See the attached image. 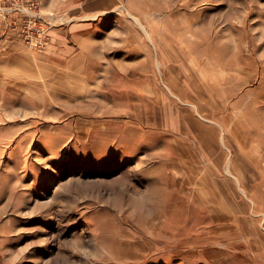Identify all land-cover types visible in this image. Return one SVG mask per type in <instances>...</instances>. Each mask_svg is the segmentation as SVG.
I'll return each mask as SVG.
<instances>
[{"label": "rangeland", "instance_id": "obj_1", "mask_svg": "<svg viewBox=\"0 0 264 264\" xmlns=\"http://www.w3.org/2000/svg\"><path fill=\"white\" fill-rule=\"evenodd\" d=\"M263 179L264 0H0V264H264Z\"/></svg>", "mask_w": 264, "mask_h": 264}, {"label": "bare ground", "instance_id": "obj_2", "mask_svg": "<svg viewBox=\"0 0 264 264\" xmlns=\"http://www.w3.org/2000/svg\"><path fill=\"white\" fill-rule=\"evenodd\" d=\"M175 1V0H174ZM177 3V2H176ZM185 3V2H184ZM169 4V3H168ZM187 4V3H186ZM171 6V5H170ZM179 6V5H178ZM186 6V5H185ZM188 6V5H187ZM169 7V6H168ZM182 7H183V5H182ZM189 8V7H188ZM146 9V8H145ZM186 10V9H185ZM129 11V14H131L130 12V10H128ZM156 11H158V10H156ZM181 11V10H180ZM149 12V11H148ZM135 13V12H134ZM152 13V12H151ZM154 13V12H153ZM176 13V12H175ZM136 14V13H135ZM156 14H158V13H156ZM176 14H178V13H176ZM133 15V14H132ZM131 15V16H132ZM166 16V15H165ZM135 18V17H134ZM177 18V17H176ZM136 19V18H135ZM183 19V18H182ZM137 20V19H136ZM158 20V19H157ZM137 22H140V21H137ZM162 22V21H161ZM160 23V22H159ZM185 23V22H184ZM176 24V23H175ZM179 24V23H178ZM181 25V24H180ZM188 25V24H187ZM140 26V25H139ZM177 26V25H176ZM183 26V25H182ZM181 27V26H180ZM197 27V26H196ZM182 28V27H181ZM141 29V28H140ZM183 30H187V28H184ZM191 30V29H190ZM141 31H145V30H141ZM200 31V30H199ZM194 33H195V31H193ZM148 33V32H147ZM196 36H197V34H196ZM168 44V43H167ZM184 46H187L186 44H183ZM183 45H180L181 47L183 46ZM169 47H170V45H169ZM173 50V49H172ZM209 53V52H208ZM174 55H175V52H174ZM173 55V56H174ZM177 56V55H176ZM180 57V56H179ZM178 57V58H179ZM219 57V56H218ZM176 58V57H175ZM211 58V57H210ZM213 59V58H212ZM219 59V58H218ZM170 60V59H169ZM182 60V59H181ZM229 60V59H228ZM176 61V60H175ZM225 62V61H224ZM155 63H157V62H155ZM161 63V62H160ZM91 64V63H90ZM89 64V65H90ZM199 64V63H198ZM213 64V63H212ZM89 65H88V67H89ZM220 65H222V63H220ZM156 66V65H155ZM168 66V65H167ZM180 66V65H179ZM212 66V65H211ZM218 66V65H217ZM87 67V68H88ZM165 67V66H164ZM200 67V66H199ZM221 67V66H220ZM87 68H83V69H87ZM93 68V67H92ZM73 69H75V68H73ZM78 69V68H77ZM161 69V68H160ZM201 69H203L202 67H201ZM181 70H183V69H181ZM187 70V69H186ZM220 70V69H219ZM188 71V70H187ZM218 71V70H217ZM221 71V70H220ZM77 72V71H76ZM84 72H85V70H84ZM185 72V71H184ZM189 72V71H188ZM187 72V73H188ZM211 72V71H210ZM71 73H73V72H71ZM170 73V72H169ZM204 73H205V71H204ZM204 73H200L201 74V76H199V79L200 80H205L206 78H208V76L207 75H205ZM88 74V73H87ZM86 74V75H87ZM179 74V73H178ZM195 74V73H194ZM69 75H71L70 73H69ZM85 75V76H86ZM173 76H175V75H173ZM182 76V75H181ZM181 76H180V78H181ZM185 76V77H184ZM183 77L186 79V80H188V79H191V77L190 76H186V75H184ZM213 76V75H212ZM76 77H79L78 75H73L72 76V78L74 79V78H76ZM88 77V76H87ZM163 77V76H162ZM161 77V78H162ZM176 77V76H175ZM70 80L71 82H74V83H80L81 81H78V80ZM93 79V78H92ZM166 80V79H165ZM183 80V79H182ZM211 80V79H210ZM88 81H90V80H88ZM194 81H195V79H194ZM188 82V81H187ZM190 82V81H189ZM198 82V81H197ZM184 83H185V81H184ZM170 84V83H169ZM197 83H195V85H196ZM157 85V84H156ZM165 85V84H164ZM199 85H200V83H199ZM209 85V84H208ZM145 86V85H144ZM170 86V85H169ZM197 86V85H196ZM166 87V86H165ZM167 88V87H166ZM169 88V87H168ZM197 89V88H196ZM144 90H145V87H144ZM198 90V89H197ZM203 90V89H202ZM201 90V91H202ZM54 91V90H53ZM196 92V91H195ZM198 92V91H197ZM155 92H153V94H154ZM201 94V93H200ZM196 95H197V93H196ZM202 95V94H201ZM200 96V95H199ZM203 96V95H202ZM155 97H156V95H155ZM147 102V101H146ZM195 106V105H194ZM216 170V169H215ZM231 170V169H230ZM232 173V172H231ZM241 177V176H240ZM264 180V179H263ZM230 183V182H229ZM231 185V184H230ZM241 185V184H240ZM233 188V187H232ZM239 189H240V191L243 193V194H245V191L241 188V187H239ZM229 191H231V190H229ZM230 193H232V192H230ZM233 198V197H232ZM242 208V207H241ZM238 210H239V208H238Z\"/></svg>", "mask_w": 264, "mask_h": 264}]
</instances>
